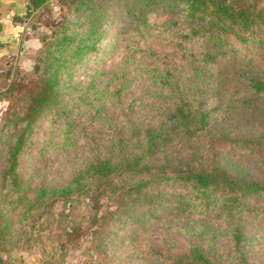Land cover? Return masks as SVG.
<instances>
[{"label": "trees", "instance_id": "obj_1", "mask_svg": "<svg viewBox=\"0 0 264 264\" xmlns=\"http://www.w3.org/2000/svg\"><path fill=\"white\" fill-rule=\"evenodd\" d=\"M62 1L70 17L43 37L36 78L8 88H23L12 100L23 111L0 125V263L20 264L46 238L44 264H63L56 204L105 195L111 204L91 226L110 262L260 264L246 227L264 220V130L232 131L264 114V0ZM112 26L130 32L112 43V65L76 79ZM138 86L159 91L155 120L128 125L109 107ZM83 144L65 183L22 177L31 150L49 167ZM163 217L165 248L149 234ZM180 234L197 241L175 250Z\"/></svg>", "mask_w": 264, "mask_h": 264}, {"label": "rangeland", "instance_id": "obj_2", "mask_svg": "<svg viewBox=\"0 0 264 264\" xmlns=\"http://www.w3.org/2000/svg\"><path fill=\"white\" fill-rule=\"evenodd\" d=\"M71 2H64L62 0H54L41 7L40 10L34 13L31 19V28H33L34 35L39 39V47L26 57L27 63L18 64L15 61L12 69L8 72H2L3 86L0 88V125L5 116L9 112H13L16 106L23 111L22 103L18 102L12 105V100L20 94L23 89H17L14 93L9 92L8 88L12 84H28L30 80L36 78L34 73V66L37 63L39 52L43 46V37L48 36L52 30L56 29L58 25L67 17H70ZM124 28H116L112 26L108 29V35L101 42V48L97 56L89 58L83 63L75 72L74 77L78 80H84L85 76L94 70L96 67H109L113 63L114 53L111 50L112 43L119 37L129 34ZM170 48V46H166ZM241 61V59H239ZM153 88L138 86L132 89L124 98L119 107H109L110 114L114 115L119 120H124L128 125H140L149 120H155L153 116V108L158 101V92H153ZM132 104L130 106L129 104ZM17 104V105H16ZM264 130V114L259 116L252 125H243L241 119L235 124L232 131L234 136L254 137L259 135ZM89 152L88 145H81L77 147L70 157L65 158L57 164L49 167H43L40 159H38L35 151L31 150L28 154L23 156L21 175L24 179H30L34 186H39L41 183L45 184H63L71 174L72 168L76 165L81 157ZM3 157L0 156V164L3 163ZM252 162V161H251ZM97 204L90 201L84 196L75 199L71 205L64 203H57L55 206L56 213L53 216L52 234L61 232V241L64 244L62 247V263L63 264H120L118 256H112L114 261L110 262L105 257V252L99 247L100 236L95 233V226H91V220L94 215L101 218L105 209L111 204L109 198L105 195L99 197ZM168 217H163L159 222H153L150 225V232L154 236L155 242L165 248L166 245L160 243V228L166 222ZM258 223V224H257ZM60 231L57 229L59 226ZM69 229L70 236L63 235V230ZM248 237L252 238L248 248L252 251V259L260 264H264V220H251L246 227ZM197 240L189 238L185 235H176L171 239L173 249L187 248L194 244ZM46 238L43 241L34 242V247L24 249L27 254L23 258L27 264H44V257L42 250L46 245ZM48 249V245L45 247ZM126 251V249H124ZM124 251L120 256L123 258ZM107 258V259H106ZM126 258V257H125ZM22 259V260H23ZM121 261V260H120ZM114 262V263H113Z\"/></svg>", "mask_w": 264, "mask_h": 264}, {"label": "crops", "instance_id": "obj_3", "mask_svg": "<svg viewBox=\"0 0 264 264\" xmlns=\"http://www.w3.org/2000/svg\"><path fill=\"white\" fill-rule=\"evenodd\" d=\"M51 1L54 0H0V88L3 86L2 72L11 70L15 61L27 63L26 57L39 47L31 19ZM20 253L22 259L27 255L24 250ZM20 264L27 263L23 259Z\"/></svg>", "mask_w": 264, "mask_h": 264}]
</instances>
